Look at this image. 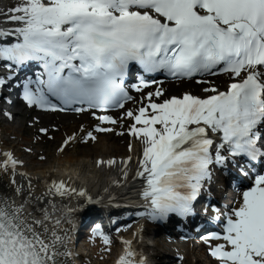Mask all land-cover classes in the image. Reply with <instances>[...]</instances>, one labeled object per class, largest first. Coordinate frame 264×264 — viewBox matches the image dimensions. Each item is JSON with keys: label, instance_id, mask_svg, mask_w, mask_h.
Here are the masks:
<instances>
[{"label": "snow or ice", "instance_id": "6c2138e0", "mask_svg": "<svg viewBox=\"0 0 264 264\" xmlns=\"http://www.w3.org/2000/svg\"><path fill=\"white\" fill-rule=\"evenodd\" d=\"M0 16L5 18L0 23L12 25L0 27V63L8 69L7 76L0 75V89L35 65L17 85L28 107L87 112L99 121L91 130L81 126L80 135L64 138L60 153L77 140L97 141V134L113 132L106 125L119 121L110 113L121 110L119 119L131 123L119 134L143 146L136 177L145 180V214L153 221L170 214L195 216V203L213 169L225 175L234 169L241 182L250 183L233 204L203 207L217 230L201 239L217 264H264V169L256 168L264 165V0H17L0 9ZM135 65L140 74L131 89L139 98L126 86ZM149 74L195 79L205 85L203 95L164 98L161 87L145 91L162 84ZM218 75L229 79L223 90L208 79ZM129 102L136 107L128 108ZM49 131L38 129L42 135ZM128 148L131 152V143ZM132 159L120 163L127 166ZM95 163L112 167L117 160ZM23 165L12 151L0 152V171L11 173L14 191L0 194V264H72L76 252L68 245L75 228L62 227V216L72 210L61 217L54 215V206L51 212L26 211L43 197H35L31 178L17 172ZM17 175L27 178V190ZM73 193L87 196L71 178L52 179L47 189L52 197ZM93 237H102L104 250L110 251V237L98 224ZM124 243L117 264H147L131 241Z\"/></svg>", "mask_w": 264, "mask_h": 264}, {"label": "bare ground", "instance_id": "6f19581e", "mask_svg": "<svg viewBox=\"0 0 264 264\" xmlns=\"http://www.w3.org/2000/svg\"><path fill=\"white\" fill-rule=\"evenodd\" d=\"M16 2L17 0H0V9L6 10L7 7ZM3 18V16H0V21H4ZM4 24L5 23H0V27L4 26ZM31 66L35 67L34 65ZM7 74L8 72H0V75L7 76ZM225 77H227V75H218L210 78L213 81L221 80L220 82H222ZM18 78L19 76H15L13 80ZM198 85H200V94L196 95H203L202 89L205 85L197 84L196 80L172 79L164 81L162 84H157L156 87H161L164 92H166L177 91V89H182L184 87L194 88ZM30 109L31 108L28 107L23 100H20L14 95V92L13 95L11 93L7 95L5 92L0 94V152L12 151L18 159L24 161L23 167L18 168L17 172H24L27 174V177L31 178L33 186L32 192L35 197H43V199H38L29 203L26 206V211L32 212L34 211V207L35 209L47 208L50 212L55 209L54 215L61 217L63 213L69 212L70 209L72 210L67 216H62L64 220L62 227L70 228L74 225L75 228V231L72 233L74 239L68 245L69 248L74 249L76 252L72 264H117V260L123 255L121 252L123 251L124 253V250H126L124 241H131L137 253L145 249H157L161 247L160 252L157 254L153 255L155 252L151 253V255L155 256L158 260L153 263L147 260V264H190L191 262H193V264H204L202 263V258L197 256V252H202L204 254V261L209 264H217L208 250H205L206 245H204V241H198L197 239L179 241L175 237L163 238L161 234L155 232L154 226L145 223V214L141 217V222L139 221L140 218H137V215L131 214L128 217L120 218L116 224L110 225L108 229L105 230V233L109 230L111 232L113 229L123 234L122 236H112L111 243L107 246L110 248V251L104 250L106 246L103 244L102 237L90 238L92 237L93 231L84 230L81 232L78 228V222L81 218V214L84 212V210L81 211V208H87V202L89 201L88 197H91V200L98 205L91 210L95 213L98 212V214L107 212L105 204L111 201L112 198H120L121 200L124 198L139 203L146 201L142 196V192L146 186L145 180L136 177V172L140 170L139 158L142 154L143 146L140 142H134L131 139L132 151L130 152L128 146L125 149L122 148L123 142H125L124 135L119 134L122 131H113L111 133H101L100 142L96 145L97 147L95 146L96 148H100L99 151H81L79 154L68 151L60 153L57 151L58 138L61 137V141L62 138H66L73 133L78 135L76 132L77 124H75L78 120L77 115L72 113H52L37 109L36 115L45 125L50 126V122H52L53 117L57 114L60 119V125L54 127L50 134L52 139L48 138V142L46 141V144L43 143V145L40 146L33 142L32 135L36 132V129L34 128V124L29 121L28 111ZM4 112L11 113L14 118L8 119L3 115ZM85 122L88 125L90 124L88 120H85ZM83 124L85 125V123ZM90 126L91 125L88 127ZM26 134H28V136H26ZM13 136H16V138L12 141L11 138ZM28 148H31L32 151L28 152L26 150ZM40 155L46 156L47 160L45 162H43L44 160H39L38 157ZM128 156H132L133 159L127 166H124L120 161L126 159ZM113 157L117 160L116 165L112 167L105 165L99 168L96 166L95 161L97 159L103 158L107 160ZM262 168H264V165H261V169ZM125 172L128 174L127 177L124 176ZM229 176L230 179H235L233 171ZM10 178V172L5 173L0 171V194L7 196L14 195ZM69 178L74 182L77 191L83 188L87 196H80L76 193L63 198L60 196L52 197L47 195V189L52 179L67 180ZM16 180L18 183L23 184L27 190L26 177L17 175ZM249 182L248 180H244L242 187L247 186ZM240 190L241 188L236 191H230L232 193L230 204H233L236 199H238ZM19 200L20 198L17 197L18 203ZM49 201H51V203H49ZM114 202L116 204L117 200L111 203L113 204ZM109 209L111 210V214H113V211L118 210L119 207L115 206ZM121 209L129 210V213H134L135 211H147L148 206L141 208L125 206ZM100 218L103 217L100 216ZM68 221H72L73 224H69ZM85 221L86 218L83 223H85ZM81 233H83L82 235L84 237L80 238L82 240L79 241V243H75L76 238L82 236ZM108 236L110 237V235ZM146 239H149L150 242H147ZM170 254H178L180 258L174 259Z\"/></svg>", "mask_w": 264, "mask_h": 264}, {"label": "rangeland", "instance_id": "374dc122", "mask_svg": "<svg viewBox=\"0 0 264 264\" xmlns=\"http://www.w3.org/2000/svg\"><path fill=\"white\" fill-rule=\"evenodd\" d=\"M211 79V78H210ZM193 80H195V79H193ZM193 80H191V81H193ZM212 80V79H211ZM229 81V79H228V77H225L224 79H223V81L222 82H218V81H214V83H215V85H217L218 87H220L221 89H224L225 88V86H226V83ZM155 87H154V85L153 86H151V87H149L148 89H146L145 91H155ZM199 90H200V85H198L197 87H194V88H192V87H190V88H188V87H184V88H182V89H177V91H166L165 92V97L164 98H168V97H170V96H172V95H177V96H180L183 92H186V91H188V92H191V93H193V94H200L199 93ZM136 93V92H135ZM135 97H137V98H139V94L137 93L136 95H135ZM127 107L128 108H135L136 107V104H135V102H129L128 104H127ZM74 114V113H73ZM100 113H98V115H99ZM121 114H122V112H121V110H119V112H115L113 115L118 119V123L116 124V125H111V124H108V125H106V126H108V127H113L114 128V131H125L126 132V129H127V127H128V125L131 123V121L130 120H127V119H124V120H120L119 118L121 117ZM75 115H77V118H78V120H77V122L75 123V124H77V130H76V132L78 133V135H80L81 134V132H80V130H81V126H83V128L84 129H86V130H91L92 128H94L95 127V125L96 124H98L99 123V121H97V120H95L91 115H90V113H82V114H75ZM80 115V116H79ZM28 116H29V121H31L32 122V124H34V128L36 129V132L32 135V133H31V135L33 136V142L35 143V144H37V145H40V146H42L43 145V143H45L46 144V141H47V139L49 138V136H50V134L52 133V130L54 129V127H57L58 125H60V119H59V115L57 114V115H55L54 117H53V119H52V122H50V126H48V125H45L41 120H40V118L36 115V109H34V108H31L29 111H28ZM27 120V119H26ZM85 120H88V121H90L89 123V125H91L90 127H88L89 125L85 122ZM83 123H85V125L83 124ZM41 127H46V128H49V134L48 135H42V134H39L38 133V129L39 128H41ZM67 131H70V130H67ZM111 133V132H110ZM26 136H28V134H26ZM97 136H98V139H97V141H91V140H89L87 143H84V142H82V140H77L76 142H74V143H72V145L67 149V151L68 152H72V153H75V154H79L81 151H88V150H95V151H99L100 150V148H96L97 146V144H98V142H100L99 141V139L101 138V133L100 134H97ZM15 138H16V136H13L12 138H11V140L13 141V140H15ZM61 138V137H60ZM60 138H58V142H57V144H58V146H57V151H58V149H59V146L61 145V143H62V141H63V139L64 138H62L61 139V141H60ZM42 139V140H41ZM131 139H132V141H134V142H139V141H137L134 137H131V136H129V135H127V134H124V140H125V142H123V145H122V148H126L132 141H131ZM60 141V142H59ZM48 142V141H47ZM116 144H118V143H116ZM96 146V147H95ZM47 160V159H46ZM46 160H44L43 162H45ZM140 222H141V219L139 220ZM113 235H115V236H113V237H116V236H119V233L116 231V230H113ZM176 239H178V240H180L182 237L180 236V237H175ZM205 245H206V243H205ZM160 249H161V247H158L157 249H154V248H149V249H146L147 251H149L150 253H152V252H156V251H158V252H160ZM208 250V247H207V245H206V247H205V250ZM198 254H197V256L199 257V258H202V263H204V264H209L208 262H206V261H204L203 260V258H204V254L202 253V252H197ZM202 253V254H201ZM170 255H172V257L174 258V259H176V258H180V256L178 255V254H170ZM205 256H206V253H205ZM154 260H158L157 258H155ZM154 260H151V262L152 261H154ZM190 264H193V262H191Z\"/></svg>", "mask_w": 264, "mask_h": 264}]
</instances>
